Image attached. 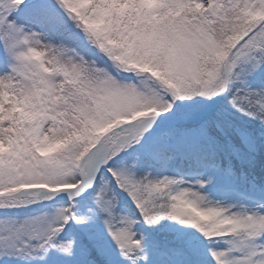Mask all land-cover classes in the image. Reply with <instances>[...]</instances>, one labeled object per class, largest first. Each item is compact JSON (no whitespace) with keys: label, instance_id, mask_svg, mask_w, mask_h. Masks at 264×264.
Here are the masks:
<instances>
[{"label":"snow or ice","instance_id":"6c2138e0","mask_svg":"<svg viewBox=\"0 0 264 264\" xmlns=\"http://www.w3.org/2000/svg\"><path fill=\"white\" fill-rule=\"evenodd\" d=\"M0 264H264V0H0Z\"/></svg>","mask_w":264,"mask_h":264}]
</instances>
